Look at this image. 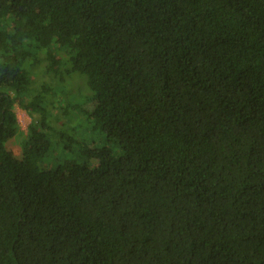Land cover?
<instances>
[{
  "label": "trees",
  "instance_id": "trees-1",
  "mask_svg": "<svg viewBox=\"0 0 264 264\" xmlns=\"http://www.w3.org/2000/svg\"><path fill=\"white\" fill-rule=\"evenodd\" d=\"M0 264H264V0H0Z\"/></svg>",
  "mask_w": 264,
  "mask_h": 264
},
{
  "label": "rangeland",
  "instance_id": "rangeland-1",
  "mask_svg": "<svg viewBox=\"0 0 264 264\" xmlns=\"http://www.w3.org/2000/svg\"><path fill=\"white\" fill-rule=\"evenodd\" d=\"M60 51H62V50H60ZM62 53H63V51L61 52V55L64 56ZM64 57H66V56H64ZM72 65H75L76 69H77L76 74L74 76L75 78L70 79V78L66 77V79H67L66 84L68 86H70L71 89L75 90L77 85H79V84L82 85L84 83L81 80V74L85 73V66L82 64H77L76 60H74V63ZM34 74H35L36 79H37V81H36L37 86L40 87V91H42V86L44 83H46V82L51 83L50 74L46 68L39 69L38 67H35ZM83 85L85 86L86 84H83ZM74 92H76V96L71 98L72 103L80 104L82 106L80 108V110H82V111H86L87 109L88 110L92 109V106L89 105L88 102H86L85 96H83L84 94L91 95V92L88 90V88L85 89L84 94H83V92H79V93H78V91H74ZM59 96H57L59 98L53 97V98H50L49 100L52 101V104L50 105L51 112L54 113L56 111L61 116V112H60L61 109H60L58 103H59V101H61L65 97V95H59ZM13 112L18 117L19 126H20V134L13 140L11 145H9L10 143L8 145H9V149H11V151L16 156H21L22 155V148H21L22 142L25 139L29 138L32 122L39 119V115L38 114L30 115L26 111L22 110L19 106V100L14 103ZM74 119H77V121H75V123L77 122L76 125L78 128L86 129L87 121L84 119V115L82 116V114H80V111L75 112ZM66 121L67 120L61 116L60 123L56 122V120H53V123L55 125L61 127L62 124H64ZM75 123L73 122L72 124L74 125ZM88 131H89V129H88ZM83 138H88L89 140H94L95 145L98 147L103 146L104 139H102L101 137H96V135L93 134V132H90V134L85 135ZM111 145H115V144L111 143ZM54 154H55V151L51 153L50 159L54 158ZM69 155H70V153H68V156ZM58 157H59V159H62V156L59 155Z\"/></svg>",
  "mask_w": 264,
  "mask_h": 264
}]
</instances>
